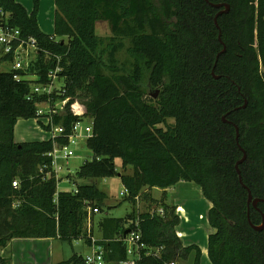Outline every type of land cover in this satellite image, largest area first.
<instances>
[{
  "label": "trees",
  "instance_id": "obj_1",
  "mask_svg": "<svg viewBox=\"0 0 264 264\" xmlns=\"http://www.w3.org/2000/svg\"><path fill=\"white\" fill-rule=\"evenodd\" d=\"M53 2V34L46 35L37 23L38 0L30 13L16 0H0V26L18 29L38 47L27 73L10 66L0 70V264H11L2 251L13 239H83L90 247L88 208L100 212L106 198L95 184L56 192L48 156L53 142L14 141L17 121L34 119L46 99L31 94L32 84L46 82L57 67L64 94L52 99L69 101L53 124L69 134L77 119L71 105L80 99L92 127L85 146L93 158L79 168L77 179L117 175L133 204L142 198L158 206L142 212L133 207L122 219L100 221L96 244L106 264L128 259L122 240L127 229L138 231L146 245L135 264H199L200 249L184 246L177 236L175 206L150 194L178 182L195 184L211 204V264H264V226L256 230L248 222L259 226L264 215V0ZM211 4L229 7L217 25L214 19L225 8ZM101 21L109 36L97 35ZM1 62L11 65L12 53ZM17 75L36 79L17 81ZM146 88L158 91L157 97L147 99ZM56 141L62 145L66 139ZM243 152L238 170L256 206L248 205L239 183L236 164ZM115 159L121 161L119 175ZM148 248L161 250L152 257L145 255ZM61 264L85 262L74 254Z\"/></svg>",
  "mask_w": 264,
  "mask_h": 264
},
{
  "label": "rangeland",
  "instance_id": "obj_2",
  "mask_svg": "<svg viewBox=\"0 0 264 264\" xmlns=\"http://www.w3.org/2000/svg\"><path fill=\"white\" fill-rule=\"evenodd\" d=\"M38 20V19H37ZM40 25L44 28L46 35L53 34V28L51 24V18L40 17ZM40 29V28H39ZM42 32V31H41ZM96 33L98 36L106 37L110 35V28L106 22H98L96 24ZM124 53L119 54L120 60L124 59ZM0 70H4L6 66H0ZM63 83V80H57L56 86L60 87ZM147 99H152L153 91L151 89H145ZM82 100H75L74 111L76 114L83 115V105ZM169 123H173L172 120H169ZM16 128L14 127L15 139L22 140L21 143L34 142V141H45L48 138L47 132H45L39 123L35 119H20L16 123ZM164 127V126H160ZM74 155L71 158L63 159L59 158L57 160V165L61 167V170L58 172L56 182V192L59 191H74L76 186L79 184H95L98 190L103 192L106 196L105 200L101 204V211L95 214H91L90 217H87L86 229H88V224L92 227V236L94 239L100 238V229L99 224L103 219L109 218H119L122 219L127 215L131 214L133 207H136L138 212H142L147 208H155L157 203L149 201H143L142 198H138L136 203H132L127 199V195H121L124 192V187L121 184L120 178L116 175L111 178L103 179H87L80 180L77 179L76 174L79 168L85 163L93 158L92 153L86 148L84 142H79L77 145L72 146ZM115 169L119 175L121 172V161L120 159H115ZM151 196L157 201L161 200L162 193L155 191L150 193ZM168 203L169 206H174L176 200L184 202L186 208L189 210L191 215L190 225L185 227L186 233L188 235L185 242H192L193 244L199 245L202 249L201 251L199 264H211L208 257V236L210 235L206 232V228L209 229V223L207 219V200H205L201 195V190L198 186L193 183L182 182L177 186L170 188L168 191ZM183 203V204H184ZM134 205V206H133ZM158 207V206H157ZM156 207V208H157ZM90 208H88L89 210ZM158 209V208H157ZM160 209V208H159ZM198 210H202L204 215V220H199ZM202 218V216H200ZM209 226H208V225ZM179 229V225L177 230ZM51 252L53 253V261L61 262L70 259L74 254L78 256L85 257V255L90 253L89 248L85 245L83 239L74 240L72 242L61 241L54 239L52 244ZM2 255L6 256L4 252ZM47 257V254H46ZM40 258H31L28 264L39 263ZM190 261V260H189ZM186 264V263H185Z\"/></svg>",
  "mask_w": 264,
  "mask_h": 264
},
{
  "label": "built area",
  "instance_id": "obj_3",
  "mask_svg": "<svg viewBox=\"0 0 264 264\" xmlns=\"http://www.w3.org/2000/svg\"><path fill=\"white\" fill-rule=\"evenodd\" d=\"M38 51L37 42L34 38H28L27 40L21 38L20 31L18 29L3 28L0 26V59L6 54L12 53V70L25 71L29 70L31 62L35 59V54ZM59 61V57H56ZM60 69L57 67L47 75V81L44 83H34L31 87V94L45 96V101L40 102L37 106L35 120L39 123L41 128L47 132L48 138L53 142V148L48 156L51 158V168L54 173L56 182L58 181L57 175L61 170V167L57 165L59 158L68 159L74 155L72 146L77 145L79 142H84L91 137L92 127L91 124L83 117V115L76 114L74 111V103L71 105V111L77 116V119L71 124L69 134H65V129L62 124L54 125L53 116L61 115L65 111V105L69 101V98L53 100L52 95H63L64 90L62 86H56L57 72ZM17 81L24 78L35 81V75L19 76L16 77ZM58 138H65L64 144L57 143ZM46 140V141H47ZM12 186L17 187V182L13 181ZM121 195H127V191L124 190ZM98 211L96 209H89L88 216L95 214ZM157 213L162 215L163 210L160 208ZM137 225V223H135ZM91 226L88 224V232ZM178 236V234H177ZM90 253L85 255V264H106L104 261V249L101 245L96 244V240L91 236ZM140 233L136 230L129 231V233L122 237L123 242L126 244V251L128 259L119 264H135L136 260L140 259V251L146 248V245L140 241ZM161 249L148 248L145 255L157 257ZM175 264V263H168Z\"/></svg>",
  "mask_w": 264,
  "mask_h": 264
},
{
  "label": "crops",
  "instance_id": "obj_4",
  "mask_svg": "<svg viewBox=\"0 0 264 264\" xmlns=\"http://www.w3.org/2000/svg\"><path fill=\"white\" fill-rule=\"evenodd\" d=\"M19 4H21L28 13H30L33 9V0H16ZM54 2L53 0H38V14H37V23L40 28V30L44 33L45 32L44 28L40 25L39 18L40 17H46V18H51V26L53 28V17H54ZM0 66H10L6 62H1ZM16 128V126H15ZM15 130H14V141L16 143H21L23 142L22 140H17L15 139ZM46 141V140H45ZM182 182H178L175 186L179 185ZM174 187V186H173ZM172 188V187H171ZM170 188L165 189V190H160V189H153L150 191V193H153L155 191H159L162 193V198L164 201L169 204L168 201V191ZM202 195V194H201ZM154 197V196H153ZM186 202V201H184ZM181 202L180 200H176V203L174 204L175 209H176V214L179 217L180 223H179V229L177 230L176 227V232L178 234V237L182 240L184 246H189V245H195L197 247H200L199 245L193 244L192 242H185L188 235L186 233L185 227L187 225H190L191 222V215L189 210L186 208L185 203ZM184 203V204H183ZM207 211L211 208V204L207 201ZM200 211V212H198ZM197 212L199 214V220H204V215L202 214V210H198ZM202 216V218H200ZM208 225V224H207ZM209 226V225H208ZM92 229V227L90 228ZM90 231V230H89ZM206 232L209 234H212L214 230L209 226V229L206 228ZM97 240V239H95ZM54 239H13L11 240L6 249L2 251L4 252L5 255H7L10 258V263L11 264H28L31 263L30 260L31 258H40L39 263H33V264H57L59 262H56L55 260L53 261V253L51 252L52 249V244H53ZM89 250L90 247H88ZM201 249V247H200ZM204 249V246H202L201 251ZM47 254V257H46ZM189 264V263H186Z\"/></svg>",
  "mask_w": 264,
  "mask_h": 264
},
{
  "label": "water",
  "instance_id": "obj_5",
  "mask_svg": "<svg viewBox=\"0 0 264 264\" xmlns=\"http://www.w3.org/2000/svg\"><path fill=\"white\" fill-rule=\"evenodd\" d=\"M211 5L214 6V7H216V8H220V7H224V8H225L224 10L220 11V12L216 15V17H215V19H214V22H215V24L217 25V22H216L217 16H218L219 14H221V13H226V12L228 11L229 7H228V5H222V4H215V5H214V4H211ZM219 38H220V33H219ZM224 50H225V47L223 46V50H222V52H224ZM211 73H212V75H213L214 78H218V76H214V69H212ZM157 92H158V91H157ZM157 92L152 96L153 98H156V97H157ZM245 106H246V103H244V105H243L241 108H245ZM222 121H223L224 123L228 122V121L225 119V116L222 117ZM235 131H236V140H238V135H239V133H238V128H237L236 126H235ZM245 158H246V154L243 152V157H242V159H241L240 161H238V163L236 164L237 173H238V175H239V183H240V184L242 185V187H244V188L247 190V192H248V199H247V203H248V205L252 203L253 206H256L258 200H252L251 193H250L249 189L243 184V182H242V178H241V175H240V171L238 170V165H239L241 162H243V161L245 160ZM248 212H249V211H248ZM248 214H249V213H248ZM248 222H249V224H250L251 227H253V228L256 229V230H259V229L263 228V226H264V215H262V222H261V225H259V226H253V225L251 224V222H250L249 219H248ZM128 233H129V229L125 230L124 233H123V237H125Z\"/></svg>",
  "mask_w": 264,
  "mask_h": 264
},
{
  "label": "flooded vegetation",
  "instance_id": "obj_6",
  "mask_svg": "<svg viewBox=\"0 0 264 264\" xmlns=\"http://www.w3.org/2000/svg\"><path fill=\"white\" fill-rule=\"evenodd\" d=\"M154 94H152V96H153Z\"/></svg>",
  "mask_w": 264,
  "mask_h": 264
}]
</instances>
